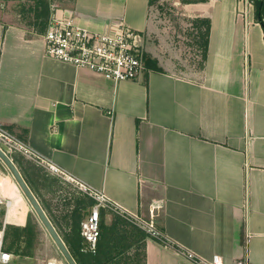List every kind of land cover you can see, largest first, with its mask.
I'll return each mask as SVG.
<instances>
[{"label": "crops", "instance_id": "obj_1", "mask_svg": "<svg viewBox=\"0 0 264 264\" xmlns=\"http://www.w3.org/2000/svg\"><path fill=\"white\" fill-rule=\"evenodd\" d=\"M47 1L46 20L37 0H0V124L132 214L148 221L156 207L155 225L173 246L225 264H264V29L254 9L246 18L241 0H174L185 35L210 21L205 61L194 43L181 74L146 49L154 0ZM53 3L61 17L93 32L123 22L161 71L146 63L138 78L115 84L47 56ZM17 159L55 225L90 208L76 188L82 198L71 203L48 187L49 176L62 180L42 167L39 177L32 162ZM15 191L6 197L17 209L3 206V228L18 216L27 222ZM146 264L192 263L149 238Z\"/></svg>", "mask_w": 264, "mask_h": 264}, {"label": "built area", "instance_id": "obj_2", "mask_svg": "<svg viewBox=\"0 0 264 264\" xmlns=\"http://www.w3.org/2000/svg\"><path fill=\"white\" fill-rule=\"evenodd\" d=\"M254 1L241 0L242 13L246 18L249 12L254 9ZM50 9L51 14L45 33L47 56L71 64L78 69L91 71L115 84L134 80L145 70L141 36L128 28L123 22L110 24L105 32H93L75 24L72 16L61 17L58 4L53 3ZM4 147L10 150V154H7L10 158L14 154L22 155L39 166L46 168L60 180L72 185L95 202L90 214L82 221L80 229V236L87 244V251L96 252L100 237L101 210L103 209L133 222L153 239H165L154 222V210L156 207H152L150 220L148 221L132 214L104 193L95 190L68 172L39 157L29 149L26 143L22 142L0 124V150L3 152H5ZM3 190V183H0V206H4L9 212L14 203L12 199L5 196ZM4 242L5 227L0 230V264H11L14 256L4 250ZM178 252L192 264H225L224 260L218 255L210 259H203L181 249ZM48 264L58 263L50 261ZM233 264L251 263L238 260Z\"/></svg>", "mask_w": 264, "mask_h": 264}, {"label": "trees", "instance_id": "obj_3", "mask_svg": "<svg viewBox=\"0 0 264 264\" xmlns=\"http://www.w3.org/2000/svg\"><path fill=\"white\" fill-rule=\"evenodd\" d=\"M37 2L39 3L40 8L39 15H42V12H44V15L46 16L45 19L47 20L50 3H48L47 0H37ZM253 4L255 20L260 23L264 29V0H255ZM198 25L199 28L202 29L199 31V34H194L192 37L194 41L199 42L200 44V60L203 59L202 62H204L208 53L210 21L205 20L200 21L199 23L196 22L195 27ZM202 45H204V48ZM145 58L143 57L145 66L146 63L147 65L149 64L148 66L151 64L155 70L159 72L161 71V69L157 67L155 61ZM17 156L18 154L12 155V159L21 172ZM22 176L39 201L30 182L23 174ZM94 204L95 202L90 199L89 205L92 207ZM107 214L112 215V220L109 224L105 221ZM4 217L5 208L0 206V230L3 228ZM48 217L77 264H146V241L149 238H153H151L144 230L136 226V224L118 214L104 209L101 210L100 237L95 253L86 250L87 244L80 236L81 223L84 220V215L81 214L79 209H75L69 218H64L65 226L55 225L52 217L50 215ZM38 235L37 224L34 223V220L30 217L27 218L24 227L7 225L5 227L4 250L18 259L33 258L36 246L39 243ZM153 240L162 245L179 250L177 246H173V244L166 239Z\"/></svg>", "mask_w": 264, "mask_h": 264}, {"label": "rangeland", "instance_id": "obj_4", "mask_svg": "<svg viewBox=\"0 0 264 264\" xmlns=\"http://www.w3.org/2000/svg\"><path fill=\"white\" fill-rule=\"evenodd\" d=\"M176 8L177 7L175 5L174 0H154L152 4L153 14L151 18V24L155 28L153 29V31H151V34L149 35L150 40L148 44L146 43V49L147 51L151 52L152 55L158 54L162 57L165 56L167 60H169L170 62H173V64L176 65L175 67H172V63H170L169 66H164L165 69L167 70L177 69L176 71L181 73V69H186V66H184L185 64H187L186 58L188 56H191V51H190V49H192L191 45H194L196 41H194L192 37L193 35L184 34L185 33L184 29L187 27V23L181 18V14L178 12ZM167 64H164V65H167ZM26 160H29V159L26 158ZM29 162H32L34 164V165L32 164L28 165L29 170L30 171L32 170V172L37 173L38 176L41 177L43 174L42 170L38 169L39 167L41 168V166H39L38 164H36L35 162L31 160H29ZM49 178H52L51 179L52 185L48 184V187L49 188L51 187L50 189H54L56 193L58 191H61L59 195L63 194V196L69 199L71 203L73 202L75 203L76 199H79L80 197L79 192L72 185L64 181L60 182L59 180L51 176H49ZM5 179L9 181L5 182ZM0 181H2L0 183H3L5 196L10 195L12 197L13 192L15 190L16 191L18 190L17 196L18 198H22L24 209L26 208L27 210L28 208L26 217L27 218L30 217L32 220H34V223L37 224V232L39 233L38 235L39 243L36 246L34 257L29 258L31 261H27L28 258L27 260L26 259H18V260L13 259L11 264H48L50 261H53V262L58 261L61 264H67L64 261L60 252L58 251V249L56 248L52 239L48 235L47 231L44 229V227L40 223L37 215L31 209L30 205L26 202L21 190L19 189L16 182L12 178L11 174L9 173V171L6 169V167L3 165L2 162L0 163ZM77 202L80 203V201H77ZM13 203L15 206L17 205L14 200H13ZM83 203L90 204V199L89 198L86 200L83 199ZM89 207L90 208H88L86 213H83L84 219L88 216L90 212L91 206ZM15 212L12 211V214H15ZM22 220H23L22 217L18 216V219L17 221L14 222L15 223L14 225L23 227L21 224ZM111 220H112V215L107 214L105 218L106 223L109 224Z\"/></svg>", "mask_w": 264, "mask_h": 264}, {"label": "water", "instance_id": "obj_5", "mask_svg": "<svg viewBox=\"0 0 264 264\" xmlns=\"http://www.w3.org/2000/svg\"><path fill=\"white\" fill-rule=\"evenodd\" d=\"M3 149L5 152L0 150V160L11 174L19 189L21 190L26 202L30 205L31 209L37 215L40 223L47 231L56 248L62 255L64 261L67 264H77L74 258L72 257L71 253L69 252L67 246L65 245L64 241L62 240L61 236L58 234L57 230L53 226L51 220L48 218L47 214L43 210L41 204L29 188L28 184L25 182L21 172L13 162V159L7 156V154H10V150L6 147H4Z\"/></svg>", "mask_w": 264, "mask_h": 264}, {"label": "bare ground", "instance_id": "obj_6", "mask_svg": "<svg viewBox=\"0 0 264 264\" xmlns=\"http://www.w3.org/2000/svg\"><path fill=\"white\" fill-rule=\"evenodd\" d=\"M11 197V196H10ZM23 205V204H22ZM17 209V205L15 206L14 204H13V207H12V209L11 210H16ZM20 213V212H19Z\"/></svg>", "mask_w": 264, "mask_h": 264}]
</instances>
